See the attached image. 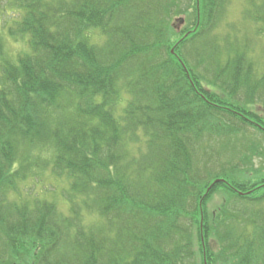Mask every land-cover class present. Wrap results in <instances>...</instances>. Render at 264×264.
<instances>
[{
  "label": "trees",
  "instance_id": "trees-1",
  "mask_svg": "<svg viewBox=\"0 0 264 264\" xmlns=\"http://www.w3.org/2000/svg\"><path fill=\"white\" fill-rule=\"evenodd\" d=\"M171 1L0 0L28 42L0 30V264H264V226L207 212L221 192L264 202L247 160L264 158V71L215 41L230 0H189L183 28ZM37 169L68 184L67 212L27 190Z\"/></svg>",
  "mask_w": 264,
  "mask_h": 264
},
{
  "label": "rangeland",
  "instance_id": "rangeland-1",
  "mask_svg": "<svg viewBox=\"0 0 264 264\" xmlns=\"http://www.w3.org/2000/svg\"><path fill=\"white\" fill-rule=\"evenodd\" d=\"M176 1V2H175ZM172 5H174L175 11L173 15L175 16L177 11H184L179 14L181 17L180 22H176L178 24V28H183L190 25V19L188 15H191V19H193L194 7L191 5V1L189 0H172ZM262 0H230L227 10L223 19L220 21L218 27L213 32V36L215 41L218 43L220 47H225L229 42H244L246 41L249 44L248 51L250 55L256 60V63L260 67L261 71H264V23L257 24L254 21V15L260 16L259 14H255L257 10L260 11V5L262 4ZM3 11L8 13V16L4 15V17H0V30L3 32V36H6L7 47L10 51L15 52L14 49L22 47L21 49L28 50V42L24 38L19 44L15 42L7 32V26L4 25L5 22L9 19H18V10H14L10 15V8L3 4L0 8V15ZM174 16H172L174 18ZM186 19V22H185ZM168 20V19H167ZM185 22V23H183ZM186 24V25H185ZM103 38H98V41L101 42ZM224 54V52H223ZM226 57V56H225ZM261 101L260 107L262 108L263 101ZM264 108V107H263ZM259 114L264 117V112L260 109H257ZM259 136V135H258ZM261 137V135L259 136ZM240 142V141H239ZM249 145L245 146L242 142H240L239 147H241V151L246 152ZM252 165V170L254 172H259L261 168L264 166V158L262 155L257 159H253V155L250 154L247 159ZM251 177V176H248ZM245 183H250L247 181L245 177H242ZM27 190L33 191L37 193L40 197L53 201L61 211L67 212L69 209V202L67 198L64 196L66 190L68 189V184L65 181H61L55 178V175L51 173L49 169L35 171L34 176H31L28 182ZM67 188V189H66ZM231 197L230 194L227 193H218L216 194L208 203L207 212L208 213H217L221 208L226 206L229 211H234L236 216L230 221L237 228L236 224L243 225L248 227L249 233L253 236L254 225H251L252 222L256 221L258 228L264 226V202L260 203V205H254L251 203L250 205L239 204L232 205L224 203ZM256 211V212H255ZM252 212V213H251ZM91 220L94 217H91ZM261 225V226H260ZM224 242H218L214 237L211 239V247L215 252H223L224 247L226 249V253L228 252V248L223 244ZM196 248L198 251V239L196 240ZM191 261H187L189 264ZM193 262H191L192 264ZM220 264H227V262L222 261Z\"/></svg>",
  "mask_w": 264,
  "mask_h": 264
},
{
  "label": "bare ground",
  "instance_id": "bare-ground-1",
  "mask_svg": "<svg viewBox=\"0 0 264 264\" xmlns=\"http://www.w3.org/2000/svg\"><path fill=\"white\" fill-rule=\"evenodd\" d=\"M181 227V226H180ZM131 262H129L128 264H130Z\"/></svg>",
  "mask_w": 264,
  "mask_h": 264
}]
</instances>
